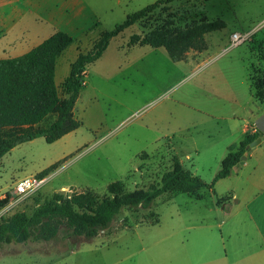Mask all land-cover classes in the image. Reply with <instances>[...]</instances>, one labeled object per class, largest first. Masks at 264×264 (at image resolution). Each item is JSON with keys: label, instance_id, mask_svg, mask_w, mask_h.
Wrapping results in <instances>:
<instances>
[{"label": "rangeland", "instance_id": "rangeland-1", "mask_svg": "<svg viewBox=\"0 0 264 264\" xmlns=\"http://www.w3.org/2000/svg\"><path fill=\"white\" fill-rule=\"evenodd\" d=\"M86 1L100 12L101 30L107 31L158 0ZM215 20H223L226 28L207 34V49L191 50L180 62L172 61L164 48L129 46L132 36L151 29L175 30ZM234 32L246 34V42L230 47ZM93 42H81L58 57L61 101L68 97L64 81L71 69L70 52L73 58L89 52ZM262 54L264 0H176L157 9L115 37L103 56L82 70L84 86L73 109L80 128L52 144L44 137L25 142L2 158L0 195L23 178L40 177L54 164L41 188L15 210L31 214L55 193L89 190L103 195L114 181H122L127 191L148 188L160 184L175 156L187 170L212 183L229 146L243 139L239 127L252 109L264 113V90H256L264 71ZM57 115L40 126H49ZM20 132L2 129L0 139ZM257 145L247 147L239 174L220 179L212 191H172L149 209L124 208L100 239L83 241L62 232L49 242L13 243L11 250L29 249L20 255L21 264H71L76 256L70 250L94 245L135 251L185 247L188 264H218L225 249V262L234 263L248 251V264H264L256 255L264 247V160L256 166L254 156L243 165L247 151Z\"/></svg>", "mask_w": 264, "mask_h": 264}, {"label": "trees", "instance_id": "trees-1", "mask_svg": "<svg viewBox=\"0 0 264 264\" xmlns=\"http://www.w3.org/2000/svg\"><path fill=\"white\" fill-rule=\"evenodd\" d=\"M174 1L158 0L130 13L113 29L104 31L91 50L80 53L71 64L69 76L64 81L68 97L63 101L58 95L56 67L58 57L74 41L71 35L57 31L22 55L0 58V130H22L14 136L0 139V162L22 143L44 137L47 143L52 144L80 128L82 122L74 117L73 109L84 86L82 70L99 60L115 37ZM224 28L226 23L223 20L200 22L175 30L155 28L143 36H132L129 46L164 48L172 61L180 62L191 50L202 52L207 49L206 35ZM261 56L264 61V54ZM257 89L264 90V71L257 80ZM255 96L261 98L258 93ZM56 111L58 115L49 126H40ZM262 136L263 133L255 128L244 136L239 145H231L212 183H206L187 170L175 156L171 169L163 174L160 184H152L148 188L127 191L122 181H114L103 195L89 190L71 195L55 193L51 199L38 203L31 214L17 210L11 216L0 218V249L13 243L49 242L62 232L91 241L110 228L124 208L149 209L158 197L172 191H212L217 181L232 175L247 147ZM56 167L54 164L43 170L40 177H45ZM9 202V196L0 199V210Z\"/></svg>", "mask_w": 264, "mask_h": 264}, {"label": "crops", "instance_id": "crops-1", "mask_svg": "<svg viewBox=\"0 0 264 264\" xmlns=\"http://www.w3.org/2000/svg\"><path fill=\"white\" fill-rule=\"evenodd\" d=\"M100 15V12L86 0H0V48L5 53L0 58L22 55L57 31H64L74 39L73 43L60 57L81 42L86 43L89 40H94L93 43H95L104 32L100 27ZM72 55L71 51L69 55L70 67L79 54H75V58ZM59 58L57 59V65ZM254 100L256 102L255 98ZM252 111L247 120L244 121L245 123L239 127L243 136L254 130L252 123L255 124V120L262 115V112L254 111V108ZM263 143L264 135L260 137V143L256 147L247 151L244 166L248 165L250 159L255 158H257L256 166L262 164L264 160ZM239 166L240 164L233 168L232 174H239L242 165ZM7 196L10 197V202L0 210V215L8 212L7 210L11 208H14V211H9L8 215L4 214L5 217L14 214L17 211L15 209L22 202V199L16 195L15 188H12L10 192L1 194L0 199ZM235 200L238 201V199ZM96 239L100 238L97 237ZM11 249L13 247L10 245L0 249V264H12L13 260L21 264L18 262L20 255L23 254V251H29L27 247H23L15 253ZM173 250H179V252L176 251L175 256H172L174 254ZM70 251L71 255L76 256L71 264H188V249L185 247L180 249L171 247L159 249L140 248L135 251V249L130 248L94 245L85 249H72ZM142 254L145 256H142ZM222 254H224V257L220 258L222 261L218 264H248V251L242 252L243 255H238L242 257L237 258L238 262L234 263L225 262L229 259V253L226 249ZM256 255L262 263L264 261V247L258 248ZM76 259L78 260L75 263Z\"/></svg>", "mask_w": 264, "mask_h": 264}, {"label": "built area", "instance_id": "built-area-1", "mask_svg": "<svg viewBox=\"0 0 264 264\" xmlns=\"http://www.w3.org/2000/svg\"><path fill=\"white\" fill-rule=\"evenodd\" d=\"M247 40V35L240 32L232 33L230 37V47H237ZM45 179L38 176H30L21 179L15 187L16 195L19 196L22 200L24 197L34 194L38 191L43 185ZM21 200V201H22Z\"/></svg>", "mask_w": 264, "mask_h": 264}, {"label": "water", "instance_id": "water-1", "mask_svg": "<svg viewBox=\"0 0 264 264\" xmlns=\"http://www.w3.org/2000/svg\"><path fill=\"white\" fill-rule=\"evenodd\" d=\"M255 127L257 130H259L264 135V113L255 120ZM258 143H259V140L254 141L251 143V146L257 145Z\"/></svg>", "mask_w": 264, "mask_h": 264}]
</instances>
